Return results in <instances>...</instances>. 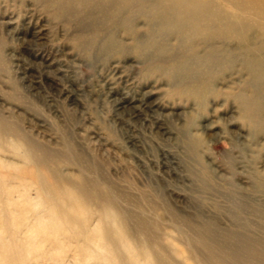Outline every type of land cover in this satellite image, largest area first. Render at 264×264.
<instances>
[{"label": "rangeland", "instance_id": "obj_1", "mask_svg": "<svg viewBox=\"0 0 264 264\" xmlns=\"http://www.w3.org/2000/svg\"><path fill=\"white\" fill-rule=\"evenodd\" d=\"M61 11L0 0V118L20 137L7 133L0 145V244L2 220H13L24 238L42 208L24 139L54 154L64 177L97 181L120 209L156 222L175 264H197L184 237L198 234L233 251L237 264H252L251 249L264 264V127L252 131L226 95L245 89L240 62L217 67L219 93L201 109L173 94L147 56L91 44L88 21L76 24ZM144 23L137 18L141 31ZM117 35L131 43L123 28ZM57 245L45 244L54 258L43 264H74L75 245Z\"/></svg>", "mask_w": 264, "mask_h": 264}, {"label": "bare ground", "instance_id": "obj_2", "mask_svg": "<svg viewBox=\"0 0 264 264\" xmlns=\"http://www.w3.org/2000/svg\"><path fill=\"white\" fill-rule=\"evenodd\" d=\"M35 1L50 11L61 8L59 16L76 24L88 21L83 26L93 45L100 41L104 50L147 56L150 67L173 82V94L192 99L201 109L210 93H219L213 80L217 67L240 62L245 89L226 95L237 101L239 115L252 131L264 127V0ZM139 17L144 31L136 26ZM118 27L130 34V44L120 41ZM7 133L20 138L14 125L0 118V145ZM21 144L32 162L30 177L42 208L27 224L24 238L17 235L13 220L8 216L2 220L6 242H1L0 250L7 257L5 264L46 263L54 258L46 243L54 247L73 243L74 264H175L155 235L156 222L120 209L97 181L64 177L54 154L28 140ZM9 191L1 190L5 200ZM174 228L181 234L178 226ZM184 238L188 257L190 252L197 264L238 263L233 251L215 247L204 235ZM250 256L252 264H259L256 250L251 249Z\"/></svg>", "mask_w": 264, "mask_h": 264}]
</instances>
